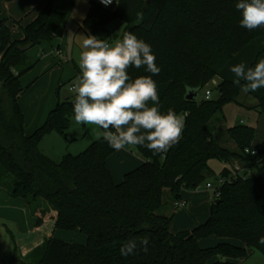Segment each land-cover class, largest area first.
Returning a JSON list of instances; mask_svg holds the SVG:
<instances>
[{
	"label": "trees",
	"instance_id": "16d2710c",
	"mask_svg": "<svg viewBox=\"0 0 264 264\" xmlns=\"http://www.w3.org/2000/svg\"><path fill=\"white\" fill-rule=\"evenodd\" d=\"M239 0H117L105 9L91 0L85 28L96 35L108 32L119 20L125 32L151 45L160 68L152 75L145 68L128 69L132 79L149 75L156 81L160 110L185 117L182 138L166 153L154 155L142 146L132 147L144 162L116 182L108 158L116 150L103 138L94 140L80 154H66L56 161L40 149L51 133L65 135L74 117L73 100H58L42 126L28 136L20 96L21 78L36 65L29 50L52 43L65 14L44 0V8L26 25L13 20L23 31L14 39L9 19H0V186L11 198H22L36 218V226L55 219V228L79 230L86 244L51 237L36 247L23 264H239L258 250L264 254V138L258 129L243 123L225 126L224 107L239 101L242 86L233 83L232 66L254 67L264 59V28L249 31L240 26ZM142 17V18H140ZM123 34L119 36L121 39ZM219 78L218 98L187 100L190 89L202 90ZM59 88L57 89V92ZM245 95L259 102L264 120V88ZM221 114L222 134L212 119ZM217 135V136H216ZM234 143L236 148L227 146ZM262 146L260 156L246 153ZM241 165L252 176L225 184L218 204L213 202L208 220L191 231L171 230L176 213L163 216L164 190L175 201L184 190H197L212 174L211 160ZM229 167L220 175L229 176ZM149 238L147 253L123 257L120 247L129 239ZM216 238L212 247L200 241ZM15 242V241H14ZM17 259V246L14 249Z\"/></svg>",
	"mask_w": 264,
	"mask_h": 264
},
{
	"label": "clouds",
	"instance_id": "9594fccd",
	"mask_svg": "<svg viewBox=\"0 0 264 264\" xmlns=\"http://www.w3.org/2000/svg\"><path fill=\"white\" fill-rule=\"evenodd\" d=\"M108 5L112 0H101ZM242 19L240 26L249 31L264 28V0H239L235 5ZM142 18V17H140ZM79 53L81 75L73 81L74 121L80 125H95L103 138L116 151L127 146H142L154 155L166 153L182 138L185 117L169 109L160 110L156 81L149 75L132 79L129 68H145L158 75L160 68L151 45L125 32L121 39L101 40L86 36ZM233 83L244 82L242 91L255 92L264 88V59L254 67L244 63L232 66ZM264 244V237L258 241ZM150 241L147 236L129 239L119 249L123 257L147 253Z\"/></svg>",
	"mask_w": 264,
	"mask_h": 264
},
{
	"label": "rangeland",
	"instance_id": "374dc122",
	"mask_svg": "<svg viewBox=\"0 0 264 264\" xmlns=\"http://www.w3.org/2000/svg\"><path fill=\"white\" fill-rule=\"evenodd\" d=\"M41 1L0 0L1 17L9 19V23L13 28L14 38H22L23 31L13 26V20H25L32 7ZM90 3L91 0H53V7L65 14L57 37L51 44L45 42L32 49V61L37 64L21 79L23 87L31 85V88L21 97V105L29 125L38 119V114L43 109L51 110L56 106L58 100L65 101L74 97L71 87L76 77L81 75L79 53L82 51V41L86 36L92 35L101 40L108 39L109 43H113L115 36L119 38L123 34L124 26L121 25L119 20L113 21L108 26V32H100L96 35L90 33L84 26V21L89 13ZM59 49L64 51V55H57ZM48 69L50 71L43 75ZM219 82V78H215L204 89L200 90L198 101L205 98V92L208 89L213 92L212 98H218L219 90L217 89V84ZM58 88L59 91L57 92ZM239 101L243 102L244 106L230 103L224 107V115L227 121L224 125L230 127L243 122V124L254 126L258 129L256 140L261 141L264 138V120L259 115V102L249 96L247 97L245 92L241 93ZM220 118L221 114H217L210 123L212 127L216 126L218 136H221L223 128V125H220L222 123ZM102 131L95 125H78L73 117L71 126L65 135L55 132L46 135L41 142L40 149L51 159L60 161L66 154L76 155L85 151L94 140L102 138V136L98 137L97 135L98 132ZM227 146L232 149L236 148L232 142L227 144ZM130 149L135 151L132 147ZM118 161L113 160V168L116 172L119 168ZM131 163L130 161L128 166ZM210 167L212 175L207 176V180L203 183L200 192L195 190H184L182 192L181 200L188 202L187 208L175 210L176 201L172 198L171 190L169 188L164 190V206L161 210L168 214H177L172 222V228L176 231L190 230L196 222L208 220L211 214V205L215 198L213 190L208 189L206 183H213L215 188L223 169L231 167V165L214 159L210 161ZM115 178H119L118 172L115 173ZM123 179L124 177H122ZM11 231H13L15 236H18L16 227L13 224L0 221V256H4V259H8L10 252L14 250L12 247L14 240ZM216 240V238L211 237L203 239L202 243L207 247L215 246L217 244ZM67 242L73 241L67 240ZM238 263L264 264V254L258 250H253L248 258L238 261Z\"/></svg>",
	"mask_w": 264,
	"mask_h": 264
},
{
	"label": "crops",
	"instance_id": "0c3cea01",
	"mask_svg": "<svg viewBox=\"0 0 264 264\" xmlns=\"http://www.w3.org/2000/svg\"><path fill=\"white\" fill-rule=\"evenodd\" d=\"M42 2H44V0H42L41 2L37 3L35 6L32 7L30 12L27 14V18L25 20L20 19L22 21V25H26L36 18L38 13L45 6L44 4L42 5ZM0 19H5V18H2L1 14H0ZM15 20H17V19H15ZM13 37H14V34H13ZM14 39H20V38H14ZM49 44H51V43H49ZM32 49L29 50V52H28L31 60L33 58ZM49 71H50V69H48L43 75H46ZM27 87H29V89H30L31 85H29ZM25 93H23V94H25ZM22 95L20 96V100H19L20 105H21ZM21 108H22V105H21ZM52 109H54V108H52ZM22 110H23V108H22ZM51 110L43 109L42 111H40L38 114V119H36V121H34V123H32L30 125L28 124L27 118L25 115V133H26V135H28V136L32 135L36 129H38L40 126H42L44 124V122L46 121ZM23 112H24V110H23ZM24 114H25V112H24ZM232 126H234V125H232ZM113 160H119L118 161L119 162V168L117 170L119 178H115V173H117V172L113 168V166H114ZM130 161L132 163L128 166ZM143 162H144V159L136 151H131L130 147H126L125 149H121L120 151H116L112 156H110L108 158V167H109V169L113 175L114 180L119 183L120 180H122V177H124L126 173L135 169V167L137 168V165L140 166ZM210 175H212V174H210ZM117 179H119V180H117ZM200 190H195V191L200 192ZM179 201H183V200H179ZM185 202L187 203V206H186V208H187L188 202L187 201H185ZM177 209H181V208H177L175 206V210H177ZM159 213L163 216H171L172 215V214H168V213L162 211L161 209L159 210ZM0 221L1 222H7L9 224L10 223L13 224L16 227V231L18 233V236H15L13 231H11V233L13 234V240L15 241L13 243L12 247H13V249H15L17 246V259H15L13 256L14 255V250H13V252H10L11 254L9 255L10 257L8 259H4V256H0V264H23L24 258L29 253H31L36 247L42 245L46 239L51 238V237L59 238V239L65 240V241L70 240V241H73L74 243H79V244H86L87 243L86 235L83 234L82 232H80L79 230L65 231V232H64V230H57L55 228V219L45 220L44 224L41 227H37L36 226V218L32 216L30 207L26 204V202L22 198H11L9 196L8 192L6 191V189H4L1 186H0ZM202 223H204L203 220L196 222L192 229H194L198 224H202ZM192 229L183 230V231H191ZM171 230L174 233L181 232V231H176L175 229H173L172 224H171ZM216 241L218 242V239ZM200 245L202 247H207L204 243H202V240L200 241ZM210 247H212V246H210Z\"/></svg>",
	"mask_w": 264,
	"mask_h": 264
},
{
	"label": "built area",
	"instance_id": "2783aa9c",
	"mask_svg": "<svg viewBox=\"0 0 264 264\" xmlns=\"http://www.w3.org/2000/svg\"><path fill=\"white\" fill-rule=\"evenodd\" d=\"M95 1L99 5H101L103 8H105V9H113L116 6V4H117V0H112V3L108 4V5H105V4L101 3V0H95ZM57 55L58 56H62V55H64V52L59 49L58 52H57ZM212 93L213 92H212L211 89L206 90L204 99H206V100L211 99L212 98ZM262 151H263V147L262 146H259V147H256V148H252V149L251 148L246 149V153L251 154L252 156H260ZM262 160L264 161V156H263ZM229 169L231 171L230 175L229 176L220 175V177L218 178V184H217V186L215 188H214L213 183H211V182H207L206 183V187L208 189L213 190L215 199H218L220 197L221 188L225 184L234 181L236 178H238L240 176L245 179V178L251 177L253 175L251 170L248 171L247 173H245V170L237 162L235 164L231 165V167H229ZM201 187H202V185L199 186L197 188V190H200ZM175 206L177 208H184V207L187 206V203L185 201H179L178 200V201L175 202Z\"/></svg>",
	"mask_w": 264,
	"mask_h": 264
},
{
	"label": "water",
	"instance_id": "95a60500",
	"mask_svg": "<svg viewBox=\"0 0 264 264\" xmlns=\"http://www.w3.org/2000/svg\"><path fill=\"white\" fill-rule=\"evenodd\" d=\"M118 36H115L114 39H117ZM198 95H199V90H193V89H190L186 95V99L187 100H198ZM220 202V200H216L215 203L218 204Z\"/></svg>",
	"mask_w": 264,
	"mask_h": 264
}]
</instances>
